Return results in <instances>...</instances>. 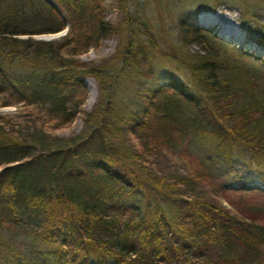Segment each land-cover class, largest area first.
Segmentation results:
<instances>
[{"label": "trees", "instance_id": "obj_1", "mask_svg": "<svg viewBox=\"0 0 264 264\" xmlns=\"http://www.w3.org/2000/svg\"><path fill=\"white\" fill-rule=\"evenodd\" d=\"M103 1L0 0V264H264V188L223 179L242 156L264 184V62L194 20L174 42L138 7L109 22ZM159 62L188 84H154Z\"/></svg>", "mask_w": 264, "mask_h": 264}, {"label": "rangeland", "instance_id": "obj_2", "mask_svg": "<svg viewBox=\"0 0 264 264\" xmlns=\"http://www.w3.org/2000/svg\"><path fill=\"white\" fill-rule=\"evenodd\" d=\"M103 3L105 6H108L105 14L107 21L116 23L123 18L125 12H132L138 7L139 16H143L142 20L148 26L150 25L153 31L156 29L161 34L165 33L167 39L173 42L176 37L177 24L184 18L188 22L194 20L198 26L205 30H210L214 34L222 33L224 35L226 34L222 30L225 24L227 26L235 23L241 41H237L233 37L228 36L230 39H234V46L264 62V45L255 41V39L264 41L263 0H104ZM213 7L214 9L210 10ZM65 32L63 30L53 35H36L31 38L41 41L56 40L62 37ZM116 42L114 37L104 39L101 41L100 46L90 49L80 59L84 62H97L112 54ZM242 44H249L253 46L254 50H244L241 47ZM165 47H167L166 51L169 53L168 45ZM162 49L165 50L164 48ZM187 49L189 52L198 50L194 45H188ZM257 51H261V54H257ZM158 68L154 84L164 85L169 83V79L176 80L178 84H188L187 74L177 67L171 66L168 62H159ZM84 85L86 88V97L82 108L89 111L95 102L96 87L91 79H86ZM13 112H15L13 106L0 109V113L2 114H10ZM81 128L82 122L81 116L79 115L68 129L58 131L56 134L59 137H69L78 133ZM245 160L246 157L236 156L232 171L223 176L225 183L233 184L235 182L234 180L240 177V183L264 188V184L258 180L248 181L246 177L249 169L245 166ZM235 172L236 175H234Z\"/></svg>", "mask_w": 264, "mask_h": 264}, {"label": "bare ground", "instance_id": "obj_3", "mask_svg": "<svg viewBox=\"0 0 264 264\" xmlns=\"http://www.w3.org/2000/svg\"><path fill=\"white\" fill-rule=\"evenodd\" d=\"M200 19H202V17H200ZM227 36L233 37L235 40L237 41H241V39L239 38V32H238V28L237 26L234 24L232 25H227L225 24V26L223 27L222 30Z\"/></svg>", "mask_w": 264, "mask_h": 264}, {"label": "water", "instance_id": "obj_4", "mask_svg": "<svg viewBox=\"0 0 264 264\" xmlns=\"http://www.w3.org/2000/svg\"><path fill=\"white\" fill-rule=\"evenodd\" d=\"M264 1V0H263ZM217 37L220 38L221 40L225 41V42H228V43H231L232 45L235 44L234 42V39H230L228 36L222 34V33H218L217 34ZM241 47L244 49V50H249V51H253V46L249 45V44H242ZM257 54H261V51H257L256 52Z\"/></svg>", "mask_w": 264, "mask_h": 264}]
</instances>
